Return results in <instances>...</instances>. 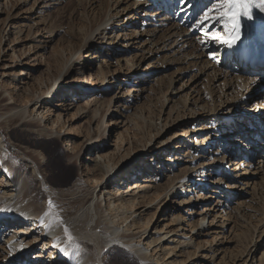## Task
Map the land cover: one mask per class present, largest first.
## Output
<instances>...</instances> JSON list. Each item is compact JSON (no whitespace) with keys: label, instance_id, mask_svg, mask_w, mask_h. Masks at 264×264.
<instances>
[{"label":"rangeland","instance_id":"obj_1","mask_svg":"<svg viewBox=\"0 0 264 264\" xmlns=\"http://www.w3.org/2000/svg\"><path fill=\"white\" fill-rule=\"evenodd\" d=\"M188 1L195 7L199 4L197 19L216 3ZM2 3L0 115L15 109L12 112H18V119L0 122L7 147L5 157L0 155V207H4L0 209V229L12 219L5 218V209L15 206L20 211L31 200L27 197L22 204L18 200L27 170L41 180L37 183L43 192L39 205L45 208L40 212L31 209L28 220L45 214L49 199L69 200L77 185L89 192V198L93 197L86 205H76L72 215L64 217L54 209L62 222L48 216L46 224L38 225V231L23 236L28 240L40 237L27 253L18 251V247L28 240L18 244L17 237L9 242L14 233L10 229L22 228L24 221L21 218L20 225L8 222L0 231V264L31 262L34 252L39 258L32 264H65L70 256L85 254L81 247L77 250L68 241L64 243L58 231L64 232L65 226L75 228L87 213L86 227H95L99 218L93 203L98 198L102 215L110 213L106 191L97 197L101 184L98 186L96 179L86 175L93 156L109 171L108 178L112 179L108 189L119 185L127 197L150 190V195L157 197L152 206L162 203L163 207L151 228L154 224L165 227V223L176 227L179 233L168 240L171 246L178 245L181 251L184 243L178 241L185 238L186 243H192L193 251L197 248L195 238L201 241L196 255L184 264H236L246 244L248 250L252 249L247 264H260L264 253V119L259 121L255 114L263 116L264 112L259 113L261 109L254 101L261 105L264 94L252 97L253 91L246 98L240 95L231 100L235 94L224 86L225 80L238 78L235 74L215 76L213 65L220 58L226 73H234L237 63L223 66L225 59L222 61L219 51L212 48L202 29L192 30L189 15L180 14L178 0H108L105 8L95 0L88 4L85 0ZM87 14L96 25L93 29L84 26ZM166 17L171 24L187 21L183 28L188 31L182 33V39L178 37L177 43L169 40V31L160 25L159 20ZM203 26L212 32L223 28L214 21ZM176 31L171 34L176 36ZM101 39L107 40L103 46L106 52L101 49ZM195 43H200L199 50L194 49ZM212 53L217 59L211 58ZM252 56L257 57L255 52ZM260 71L251 72L256 83H262ZM67 99L71 105L62 107L61 101ZM18 126L33 129L38 136H60L69 150L68 159L76 163V177L63 192L43 181L37 162L46 160V152L26 143V133ZM137 161L142 162V167L139 174L131 175ZM18 164L25 169L17 186ZM78 179L83 183L76 184ZM132 183L140 187L127 189ZM135 209L139 214L145 206ZM203 216L206 232L199 239V228H190ZM180 232L189 233L183 236ZM243 232L249 238L242 243L239 235ZM95 234L103 239V246L122 244L112 240L114 236L106 229L98 228ZM84 237L91 242V235L86 233ZM256 241L260 247L253 255ZM97 256L99 264H103L101 252ZM242 263L243 260L238 264Z\"/></svg>","mask_w":264,"mask_h":264},{"label":"bare ground","instance_id":"obj_2","mask_svg":"<svg viewBox=\"0 0 264 264\" xmlns=\"http://www.w3.org/2000/svg\"><path fill=\"white\" fill-rule=\"evenodd\" d=\"M22 1L23 0H21V2ZM85 1L88 4V1L92 2L94 0H85ZM97 2H99L101 8H105L104 4L107 3L108 0H95V3ZM168 3L169 2L167 1L164 4H168ZM171 5H167V6L169 7ZM178 5H179L178 9L180 11V14L185 13L184 15L186 17L189 15L188 17L190 18L188 20V23H191V25L193 26L192 30H196L197 27H195V24L202 17L199 15L200 17H198L199 19H197L199 4L198 6L195 7L193 2H189L187 0V3H184L183 1L178 0ZM3 10H4V4L2 3V0H0V12H2ZM212 14H215V13H212ZM104 16H105V13L103 14V17ZM85 17L88 20L85 22L84 26L87 27V29L88 27H92L93 29L96 25L93 23L92 17H90L89 14H87ZM186 17L184 19H186ZM240 19H241V35L235 44L227 45L223 43H218L210 38L208 40L212 48H216V50L219 51L222 57V61L225 59L223 66L224 65L228 66L231 62H235L238 65L234 73H231V72L229 73V71L228 73H226V71L222 67L220 58L217 62V65L216 64L213 65L215 67V70L213 71L215 72V76H218V75L219 76L220 75L230 76L232 74L233 75L235 74V76L238 78L235 81H234V78L232 80H225V82L227 81V83L224 84V86L227 87L228 90L233 89V94H235L234 97L231 96L233 97L231 98V100L238 98L240 95H242L243 98H246V96L253 91L255 93L254 95H252V97L256 96V94H259V95L264 94V87L261 86L262 83L264 84V62H263L264 61V11H261L258 7H253L251 17L242 15ZM152 20H155V19H152ZM109 21L110 19H108V21H105L104 24L107 25ZM159 21L161 22L160 25L163 28L166 27L165 30L169 31L168 34H166V36L169 35V40L174 41V43H177L179 41V39L183 35L182 33L186 34L187 33L186 31H188L187 29L183 28V25H185L184 27L186 28V24H187L186 20L183 21L181 24L179 23L171 24L169 17L168 19L166 17L165 19H160ZM174 24H175V27H174ZM203 28L207 29L204 26ZM173 30H177L176 36L171 34ZM81 31H84L83 27L81 28ZM221 32H224V27L221 29ZM101 33L103 34V32ZM99 41L102 43L101 49L106 52L107 48H103V46L104 44H107V40L105 42L103 39ZM112 41H115V40H112ZM90 43H92V40L87 42L86 45H89ZM200 48H201L200 43L194 44V49L199 50ZM252 52L256 53L257 55L256 59L253 57H250L252 56ZM239 69H242V70H240V72H236L237 70L239 71ZM254 70H261L260 71L261 74L259 78L262 79V83L261 82L256 83V79L251 76L252 74L251 72H254ZM21 72H23V70ZM60 85L61 84H59L58 86ZM58 86L56 87V89L58 88ZM243 87L245 88L244 91L242 90ZM68 100L69 99L65 101L64 100L61 101V105H63L62 107H67L71 105ZM184 101L187 105L188 101H186V99ZM254 102H255V105L258 106L257 108H259V110L261 109L259 113L264 112V101L261 105L256 100ZM13 110L15 109H10L7 112H5L3 115H0V122L2 121V119H4V122L6 123L18 119V112H12ZM246 112L249 113L250 109L246 110ZM24 114L25 113H23V115ZM255 115H256L255 118L259 119V121L260 119H264V115L260 116L258 115V113H256ZM18 127L19 129H24L26 135L23 140L26 143L36 148L41 147L46 152V156H47L46 160L37 162L38 171L39 173H41L43 177V181L45 183L51 184L53 187L59 188V191L63 192L65 190L64 187L71 185L73 180L76 177V163L68 159L69 150L66 147H64L60 136H54V135L38 136L36 134V131H34L33 129L21 128L20 126ZM260 127H263V126H260ZM5 150H7V147L5 145L4 138L2 137V134L0 133V155L1 156L5 157ZM90 160L92 162L89 163L88 165L90 169L87 171L86 175L87 176L89 175L88 177L91 179H96L98 186L101 184L97 197L99 196V193L101 194L103 193L102 190L106 191L104 196H107L108 198L107 209L109 210L110 213L108 215H102L101 213L102 206L98 198V200L95 203H93L95 214L99 218L96 221L95 227H91V228L86 227L85 224L88 221V215H89L87 213L86 218L79 219L77 226L75 228L70 229L71 233L75 235V237L73 238V244L70 245V247L75 244H78L79 247H81L82 251H85V254L84 252H82L81 254H78L75 256L72 255L66 261L65 264H99V260L97 256L99 252H101L103 256V264H184V262L187 259H190L196 255V249L201 245V241L196 242L197 239L195 238L194 244L197 245V248H192V249H195L192 251L191 250L192 243H186L187 239L183 238L182 241H178L179 243H184L183 248L181 247L182 250L178 251V245L173 247L168 242L172 234L179 233L176 227H172V226L169 227V224L165 223V227L164 226L162 228L160 226L154 227L155 226L154 224L153 227L151 228L153 221L155 217L157 216V214L160 212L161 208L163 207V204L158 203L156 204L155 207L152 206V203L156 200L157 197L150 195L149 193L150 190L145 191V193H143L141 196H139L140 194L134 192V194L132 193L128 194V197H127L124 194L125 192L124 189L120 188L119 185H115L113 189H108L110 180L112 179V178H108L109 171L103 167L101 162L97 159V156L91 157ZM234 164L237 165L238 163H234ZM233 165H231L229 169H231ZM135 166H137L136 170H134ZM141 167H142V162L141 163L140 161L135 162L133 165V169H131L133 170V173L131 175L139 174L138 171H140ZM23 168L24 166L22 164H18V167L15 170L16 176L19 177L17 186L21 182V178L23 177V174H24ZM85 171L86 169L83 170V172ZM104 178H107V180L103 182L102 180ZM39 181L41 180H39L34 175V173L31 174L30 171L27 170L24 181H23L22 188H19L20 186L18 187L19 189H21V193H20L21 196H20V199L18 200L20 204L26 201L27 197L31 198V200L28 202L26 201L27 204L26 205L24 204L25 207L21 208L20 211H16L17 209L15 206H10L9 208L3 211V214L6 216L5 218H9V217L12 218L8 220L9 224L20 225L21 223H19V221L21 220V218H22V221H24V226L22 228L10 229L11 231L14 230L13 231L14 233L11 235V238L9 239L10 243H12L13 240H15V238L17 237L22 240L21 241L18 239L19 241L18 244H21V242L27 241L28 238L26 237L22 238V237L28 236L30 233H32L33 230L38 231V229L40 228L38 225L40 223L46 224V221L49 219L48 216H46L43 212H42L43 215H39L37 217L35 216L34 220L26 219L28 218L27 213L31 209L35 211L39 210V212L41 210L43 211L45 210L44 207H41L39 205V202L43 196L42 190L37 186V183ZM78 181L80 182L78 183L76 182V184L83 183L82 179H78ZM134 184L135 183H132L131 186L127 185V189L131 188L134 190L135 187L137 188L140 187V185L134 186ZM80 186L81 185H77L75 192L70 194L69 200L62 201L61 199H57V198L53 199V202L56 205L55 209L64 217L75 214L74 209L76 205H79V204L86 205V203L88 202L89 192L85 191V189L82 188V186L81 187ZM227 186L231 187L230 185H227ZM92 197L93 196H91L90 198L92 199ZM16 205L20 206L18 203ZM140 205L145 206V210L137 214L138 209H135V208H138ZM3 208L4 207H0V209H3ZM16 215H18V217ZM205 219H206V216H203L201 219L196 220L195 222H193V225L190 228L191 230H195L196 227L199 228L196 232L199 239L200 237L205 236L204 234L206 232V229L202 227V221H204ZM8 222L5 221L3 223V227L2 229H0V231H2L5 228V225ZM98 228L106 229L110 231V234L114 236V239L112 240H118L122 244L114 243L108 246H103L102 245L103 239L95 234ZM121 229H122V233L120 232ZM152 229H155V231H153ZM4 231L7 232L8 229ZM58 233L65 240L64 243H67L66 241L68 240H67L65 232L58 231ZM86 233L92 236L91 242L82 239V238H85L84 236ZM188 233L180 232V234L183 236H187ZM34 234H31V235H34ZM239 236H240V241L242 243L244 242L245 239L249 238V235L246 232L240 233ZM261 237H264V227L261 232ZM39 238L35 237L33 240H28L27 243L23 244V246H20L21 248L18 247V251L20 252L25 251V253L29 252L33 246L32 244L35 243ZM52 239L53 238L50 237L47 240L50 242L52 241ZM190 239H193V237L191 236ZM263 242H264V239L261 242V244H263ZM68 245H69V242H68ZM248 245L246 244L244 251L241 252V255L238 261L236 262V264H238L242 260H243L242 264H247L251 251H252V249L248 250ZM255 246L256 248H255V251L253 252V255L257 251L258 247H260V245H257V241H256ZM15 249L17 250V248ZM247 250H248L247 255L244 258H241V256L244 255ZM213 253L215 254L216 250L213 251ZM23 256H25V254ZM23 256H22V259H23ZM31 256H34L32 261L39 258L38 253H35V252L33 255L31 254ZM29 257H30V254H29ZM252 258L254 257L253 256L251 257L250 262L252 261ZM32 261L28 262L27 260L19 264H32ZM35 262H37V260ZM251 264H255V263H251ZM260 264H264V253L262 255V260L260 261Z\"/></svg>","mask_w":264,"mask_h":264},{"label":"snow or ice","instance_id":"obj_3","mask_svg":"<svg viewBox=\"0 0 264 264\" xmlns=\"http://www.w3.org/2000/svg\"><path fill=\"white\" fill-rule=\"evenodd\" d=\"M183 2L187 3V0H183ZM253 7H258L261 11H264V0H216V3L211 8L204 11L203 16L197 21L195 27L201 28L205 36L218 43L233 45L241 35V16L251 17ZM208 21L223 25L224 32L219 30L212 32L210 29H204L203 25ZM211 58L217 59L216 54L212 53ZM55 207L53 200L49 199L48 211L45 215L52 217L54 222H62L59 214L54 212ZM64 232L69 245H72L73 237L66 226L64 227ZM74 246L79 250L78 244Z\"/></svg>","mask_w":264,"mask_h":264},{"label":"trees","instance_id":"obj_4","mask_svg":"<svg viewBox=\"0 0 264 264\" xmlns=\"http://www.w3.org/2000/svg\"><path fill=\"white\" fill-rule=\"evenodd\" d=\"M9 147V146H8Z\"/></svg>","mask_w":264,"mask_h":264}]
</instances>
